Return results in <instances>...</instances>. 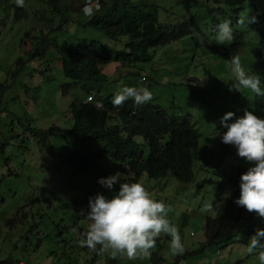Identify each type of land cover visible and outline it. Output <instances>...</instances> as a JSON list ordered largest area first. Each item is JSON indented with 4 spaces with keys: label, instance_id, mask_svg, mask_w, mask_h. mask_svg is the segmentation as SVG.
<instances>
[{
    "label": "rangeland",
    "instance_id": "rangeland-1",
    "mask_svg": "<svg viewBox=\"0 0 264 264\" xmlns=\"http://www.w3.org/2000/svg\"><path fill=\"white\" fill-rule=\"evenodd\" d=\"M70 1L71 8L76 11H67L70 19L60 34H57V38H68L71 35L94 36V29H80L76 25L79 20L71 17L84 16L80 10L83 0ZM175 1L163 0L167 10L160 9L162 20L176 21L184 18V12L178 3L174 4ZM44 5L40 0H26L23 6L26 17L16 20V7L9 0L1 2V17L4 16L6 21L4 24L0 21L1 85L10 83V73L17 67V61L21 58H25V61L15 77L14 86L6 91L1 90L0 264H89L87 260L95 250L78 244L89 224L86 198L98 191L109 194L99 184H95L99 177L120 171L129 179L130 172L118 169L115 160L104 158L98 164L101 169L99 174H95L93 168L90 172L85 171L86 174L75 175L67 159L60 156L61 150L68 152L64 141L58 142L59 147L43 149L39 147V143H32L29 135V141H23L25 149L23 142L19 143L21 137L26 138L28 134H19V121L31 118L34 126L47 128L56 124L66 130L72 126L69 110L71 100L85 97L80 85L69 88L67 82L70 80L61 74L54 72L55 77L48 78L51 76L49 69H45L43 75L34 70L39 64V56H31L33 48L26 44L27 33L32 28L35 17H42L39 11L48 10ZM224 19H229L231 26L239 25L234 15L226 16L221 21ZM263 25L264 23H251L245 26L242 30L244 36L250 35L248 29L259 32ZM195 32L202 33L198 30ZM203 33L205 35L201 39L207 45H212L214 36ZM259 35L264 39L262 34ZM187 47L183 40L157 46L152 61L141 63L144 71L140 75L146 74L145 76L149 75L153 79L150 89L155 96L154 101L161 107L170 113L182 114L189 111L194 115L195 127L199 132L197 159L199 158L202 166L214 168L216 159L224 167L230 162L250 166L236 155L234 146L221 142L219 133L225 129L221 128L220 117L226 111L241 115L245 108L258 116H264V97H257L247 89L229 91V81L233 78L229 69L226 73L219 69L206 71V67L216 60L217 55L202 50L204 54L200 58H205L204 60L187 62L181 57L188 54L190 49L192 54L200 50L197 45L190 46L189 50ZM50 48L51 46H43L41 53L47 54ZM242 66L247 65L242 63ZM102 69L110 80L128 70L119 69L115 63L104 64ZM114 85L123 87L120 79ZM136 87H145L140 78L137 79ZM14 133H17V137L10 138ZM6 140L11 144H4ZM15 148L18 149L14 150ZM6 156L9 159L6 160ZM42 166L46 168L42 169ZM196 174V182L180 181L174 172L169 171L160 179L143 175L144 180L141 179L140 183L145 182L144 186L151 195L167 205L168 217L178 226L185 250L193 251L188 253L189 259L204 264H258L256 255L246 252L249 240L245 238L247 225L242 226L234 241L226 247L207 245L198 252L194 251L205 240L206 216L219 214L222 206L221 199L215 195L214 181L202 182L209 174L205 171H198ZM114 187L118 188V185ZM205 203H211L212 206L205 210ZM253 215L254 233L256 228H264V220L255 213ZM159 237L162 239L156 238L155 247L150 251L158 250L168 261H172L173 255L168 250L169 237L163 234ZM110 252L111 250L101 251V260H108L105 255ZM149 256L130 260L119 254V264H152L148 261Z\"/></svg>",
    "mask_w": 264,
    "mask_h": 264
},
{
    "label": "trees",
    "instance_id": "trees-1",
    "mask_svg": "<svg viewBox=\"0 0 264 264\" xmlns=\"http://www.w3.org/2000/svg\"><path fill=\"white\" fill-rule=\"evenodd\" d=\"M2 1L4 0H0V3ZM9 1L15 6L14 0ZM40 1L48 10L39 11L42 17H35V25L33 24L29 29L26 41V44L33 48L31 56H39V64L37 68L34 67V70L43 75L45 69H49L51 76L48 78H54L56 73L61 74L70 80L67 82L69 88L80 85L85 97L71 100L69 108L72 126L66 130L56 124L45 129L34 126L31 118L24 122L19 121L21 125L19 134L28 133L26 138L21 137L19 143L27 139L29 141V135L31 142L39 143V147L43 149L59 147L58 142L64 141L68 152L61 150L60 156L67 159L75 175L86 174L85 171L90 172L93 168L95 174H99L101 169L98 168V164L104 158H108L109 161L115 160L118 169L130 172L129 180L136 182L144 180L143 175L147 178L160 179L169 171L174 172L180 181L196 182L198 179L196 173L205 171L209 175L202 182L214 181L215 195L221 199L222 206L219 214L205 218V240L200 242L199 247L194 251L198 252L207 245L226 247L234 241L236 234L244 225H247V234L250 233L254 219L249 216L248 211L234 203V199L239 195L240 174L247 167L233 162L224 167L220 165L219 159L215 160L214 168L202 166L195 151L197 133L187 120L188 113L168 112L154 101V95L150 102L139 107L128 99L116 108L111 104V98L120 88L114 85L119 79L122 86L136 87L137 79L141 76V63L146 64L152 61L157 46H164L177 40H183L188 50L194 45L200 48L193 54L190 49L188 54L181 57L187 62L204 60L205 58H200L204 54L203 51L217 55L216 60L206 67L208 72L211 69L228 72L227 61L232 56H238L241 65L242 63L247 65L244 66V70L248 74L255 72L260 75L262 87H264V39L259 35L262 34L264 37V25L259 32L250 33L247 37L242 31L245 26L232 25L233 39L223 44H217L214 41L212 45H207L201 39L205 35L203 32H207L209 36L213 35L215 25L226 16L234 15L237 20L241 15L254 14L257 18L259 16L263 19L264 23V0H176L174 4L178 3L184 12V18L176 21L161 19L160 9L167 10L163 0H98L100 11L91 18L85 16L76 18L71 15L72 18L79 20L76 25L80 29H94V36L71 35L63 39H58L57 34H60L68 24L70 15L67 11L69 9L72 12L76 11L71 8V1ZM14 15L16 20L26 17L24 7H17ZM196 30L202 33L196 34ZM251 31L248 29V32ZM22 43L21 41L20 46ZM43 46H51L47 54L41 53ZM24 61L25 58L17 61V67L10 73V83L4 85L0 83V126L3 94L1 90L6 91L14 86L15 77L23 67ZM108 63L117 64L119 69L130 70L110 80L102 69V66ZM132 68L135 69L131 70ZM141 80L151 91L153 79L144 75ZM232 83L233 78L229 81V84ZM21 84L23 85L22 82ZM89 94L93 96V101L87 100ZM96 102L100 104V107L96 106ZM158 120H163V149L159 148L155 137L150 144V139L154 135L151 130L157 125ZM121 121L128 124L124 128L125 137L120 132ZM165 133H169L170 137ZM137 134H142L145 139H149V153L143 154L139 145L131 139V135ZM15 137L17 133L10 136V138ZM4 144L11 143L6 140ZM4 158L9 159L8 156ZM6 164L9 163L6 162ZM45 168L46 166H42V169ZM142 184L144 185L145 182ZM100 252L99 248L93 251L92 256L87 260L89 264H119L121 261L119 254L113 258L110 253L105 255L108 260L105 258L101 260ZM192 252L185 250L183 255L173 256L172 261H168L166 256L156 250L151 252L148 261L152 264H163V262L204 264L189 259L188 253ZM8 264L13 263L8 262Z\"/></svg>",
    "mask_w": 264,
    "mask_h": 264
},
{
    "label": "clouds",
    "instance_id": "clouds-1",
    "mask_svg": "<svg viewBox=\"0 0 264 264\" xmlns=\"http://www.w3.org/2000/svg\"><path fill=\"white\" fill-rule=\"evenodd\" d=\"M14 2V7H23L25 0H14ZM80 10L85 17L91 18L100 11V5L98 0H83ZM0 21L2 24L6 23L5 18L1 17V11ZM251 23L258 25L263 23V19L249 14L241 15L237 19V24L241 26H248ZM233 31L229 19L219 22L213 29L215 42L223 44L231 41ZM252 32L254 30L249 33ZM227 67L233 75V83L229 86V91L247 89L257 97H264L260 75L252 72L248 74L238 56H232L227 61ZM142 71L144 70L141 69L140 73ZM142 76L144 75H141L140 79ZM146 86L119 88L113 94L111 104L118 108L131 99L133 104L139 107L150 102L153 94ZM87 100L93 101V96L89 95ZM95 104L100 107L98 102ZM185 113H188L187 120L197 133L196 151L199 132L195 127L194 115L189 111ZM127 125V122H120V132L124 137L126 136L124 128ZM220 125L225 129L219 133L221 142L234 146L236 155L250 165L240 174L239 195L234 199V203L248 211L253 219L255 213L264 220V116H258L248 108L243 109L241 115L226 111L220 117ZM151 133L154 135L150 139V144L155 137L159 148L163 149V120H158ZM165 134L169 136V133ZM131 139L139 145L143 154L149 153V139H145L144 135H131ZM97 183L109 194L98 191L88 197L86 213L89 224L87 231L82 234L83 238L78 241L80 247L97 250L99 245V251L111 250L110 254L113 258L118 254L125 255L130 260L145 258L155 247L156 238L160 239L159 236L163 234L169 237L168 250L173 256L184 253L185 247L178 226L168 217L167 205L155 199L142 183L129 180L125 173L120 171L99 177ZM116 185L118 188L114 187ZM211 206V203H205L203 207L207 210ZM253 229L254 225L250 233L245 236L246 240L249 238L246 252L250 255L255 254L258 264H264V228H256L254 233Z\"/></svg>",
    "mask_w": 264,
    "mask_h": 264
}]
</instances>
